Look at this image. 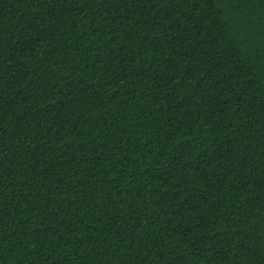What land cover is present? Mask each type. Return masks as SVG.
I'll use <instances>...</instances> for the list:
<instances>
[{
  "label": "trees",
  "instance_id": "1",
  "mask_svg": "<svg viewBox=\"0 0 264 264\" xmlns=\"http://www.w3.org/2000/svg\"><path fill=\"white\" fill-rule=\"evenodd\" d=\"M0 264H264V0H0Z\"/></svg>",
  "mask_w": 264,
  "mask_h": 264
}]
</instances>
